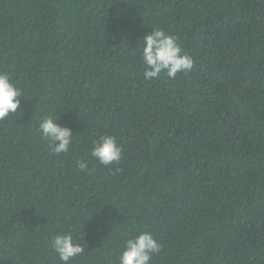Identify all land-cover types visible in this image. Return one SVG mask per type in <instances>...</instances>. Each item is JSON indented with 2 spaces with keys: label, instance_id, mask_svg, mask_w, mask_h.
<instances>
[{
  "label": "trees",
  "instance_id": "trees-1",
  "mask_svg": "<svg viewBox=\"0 0 264 264\" xmlns=\"http://www.w3.org/2000/svg\"><path fill=\"white\" fill-rule=\"evenodd\" d=\"M154 27L189 72L144 79ZM0 72L24 93L0 121V264H61L69 229L70 264H119L144 231L150 264H264V0H0ZM54 112L67 154L37 132ZM100 134L119 162L91 156Z\"/></svg>",
  "mask_w": 264,
  "mask_h": 264
},
{
  "label": "clouds",
  "instance_id": "clouds-1",
  "mask_svg": "<svg viewBox=\"0 0 264 264\" xmlns=\"http://www.w3.org/2000/svg\"><path fill=\"white\" fill-rule=\"evenodd\" d=\"M142 40L141 58L145 70V80L157 78L163 72L170 79H175L178 73H187L193 67V58L183 53L178 38L163 28L154 27L145 34ZM24 93L13 81L8 72H0V121L17 113ZM48 113L40 117L37 132L48 143L50 150L59 155L67 154L74 140L71 128L58 123L59 117ZM91 156L104 166L112 165L122 159V148L113 135L100 134L94 139L91 147ZM76 167L82 171H89L85 159L75 160ZM51 247L57 254L61 264H70V261L81 256L85 249L76 242L72 230L62 231L51 237ZM161 250L160 242L151 232L135 233L125 239L121 246L119 264H150L153 255Z\"/></svg>",
  "mask_w": 264,
  "mask_h": 264
}]
</instances>
